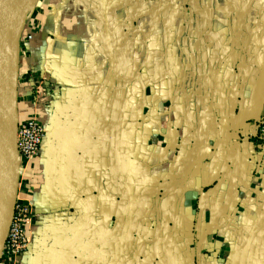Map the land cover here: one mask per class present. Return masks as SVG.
<instances>
[{"label":"crops","instance_id":"0c3cea01","mask_svg":"<svg viewBox=\"0 0 264 264\" xmlns=\"http://www.w3.org/2000/svg\"><path fill=\"white\" fill-rule=\"evenodd\" d=\"M27 2L13 125L29 73L58 93L15 160L32 243L0 264H264V0Z\"/></svg>","mask_w":264,"mask_h":264},{"label":"built area","instance_id":"2783aa9c","mask_svg":"<svg viewBox=\"0 0 264 264\" xmlns=\"http://www.w3.org/2000/svg\"><path fill=\"white\" fill-rule=\"evenodd\" d=\"M29 101L32 104V115L20 123L16 131V150L18 157L29 162L41 153L46 132L39 121L41 112L49 108L57 93V88L36 72L27 75ZM255 143L264 158V115L256 125ZM32 223L30 211L21 204L15 203L13 216L2 250L4 257L17 258L24 254L32 243L27 226Z\"/></svg>","mask_w":264,"mask_h":264},{"label":"bare ground","instance_id":"6f19581e","mask_svg":"<svg viewBox=\"0 0 264 264\" xmlns=\"http://www.w3.org/2000/svg\"><path fill=\"white\" fill-rule=\"evenodd\" d=\"M21 3V2H20ZM19 5L0 33V198L8 212L14 184L13 123L10 109L14 101V58L10 54V35L19 14Z\"/></svg>","mask_w":264,"mask_h":264},{"label":"water","instance_id":"95a60500","mask_svg":"<svg viewBox=\"0 0 264 264\" xmlns=\"http://www.w3.org/2000/svg\"><path fill=\"white\" fill-rule=\"evenodd\" d=\"M22 0H0V33L4 29L8 18L14 13L15 8L17 5ZM30 0H28L29 2ZM27 2V4H28ZM26 4V6H27ZM25 15V13H24ZM24 19V17H23ZM23 22V21H22ZM22 26V24H21ZM21 27L19 29L18 37H17V51H18V45H19V35H20ZM16 80H17V75L15 73V88H16ZM15 88H14V94H15ZM14 101H15V95H14ZM16 131H17V126H15V121H14V128H13V156H14V175H15V165H16V157L17 155V150H16ZM14 200L12 198L11 205L9 207L8 212H6L2 200L0 198V258L2 254L3 247L5 245L7 233L9 231L10 223L12 220L13 216V210H14Z\"/></svg>","mask_w":264,"mask_h":264}]
</instances>
